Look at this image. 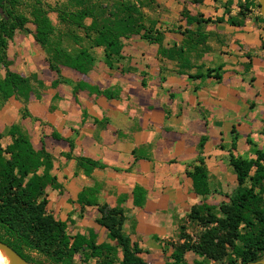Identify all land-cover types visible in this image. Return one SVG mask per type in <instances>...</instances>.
Returning a JSON list of instances; mask_svg holds the SVG:
<instances>
[{
  "label": "crops",
  "instance_id": "obj_1",
  "mask_svg": "<svg viewBox=\"0 0 264 264\" xmlns=\"http://www.w3.org/2000/svg\"><path fill=\"white\" fill-rule=\"evenodd\" d=\"M138 1L161 43L123 38L112 68L102 47L89 50L87 72L60 66L57 75L42 49H17L27 67L8 57L12 71L41 84L26 102L11 97L0 104V133L16 124L34 149L50 154L55 186L46 188L47 209L67 223V233L93 231L97 243L115 246L96 223L97 206L77 202L93 188L98 204L122 209L123 230L147 264H165L162 243L175 237L191 208H218L235 188L229 155L250 159L253 149L264 151V22L254 9L239 17V0ZM200 17L213 21L198 24ZM207 69H220V79L191 77ZM195 166L203 167L205 192ZM136 188L141 205L133 202Z\"/></svg>",
  "mask_w": 264,
  "mask_h": 264
},
{
  "label": "trees",
  "instance_id": "obj_2",
  "mask_svg": "<svg viewBox=\"0 0 264 264\" xmlns=\"http://www.w3.org/2000/svg\"><path fill=\"white\" fill-rule=\"evenodd\" d=\"M239 1L243 2L238 5L237 15L241 18L253 5L259 9L257 0ZM142 7V1L138 0L111 3L101 0H56L54 3L0 0V66L4 69L0 77V104L11 97L26 102L30 94L36 92V85L41 84L34 75L23 77L10 69L6 47L16 30L32 34L45 52L50 70L57 75L60 66L87 72L92 61L89 50L94 47L103 48L104 62L112 68L121 57L123 38L138 35L149 43H161V31L155 28L153 21H146ZM50 12L56 14V24L50 19ZM181 15L190 22L187 10H182ZM258 19L264 22L262 16L258 15ZM211 21V18L195 19L198 24ZM221 21L222 18L216 19V22ZM227 22L234 26L240 24L233 17H228ZM29 23L34 26L33 30L27 27ZM184 34L190 35L187 29ZM219 70L207 69L191 77L213 76L219 80ZM57 82L55 79L52 86ZM5 135L10 141L5 146L0 142L1 241L34 264H38L32 257L34 253L50 264H147L141 256L143 249L123 230L122 209L98 204L93 188L83 189L77 202L97 206L101 216L96 223L108 231L115 246L97 243L93 231L67 233V223L56 219L47 209L46 188L55 186V178L50 174V154L44 149H34L26 133L16 124H11ZM2 137L0 133V139ZM252 153L255 158L229 155V164L236 175L235 191L218 208L205 203L191 208L178 227L179 243H173V239L162 243L163 252L171 249L165 264H188L185 258L188 252L201 259H194L193 264H208L224 258L227 264H246L264 258V151L253 149ZM79 160L89 166L96 164L86 158ZM194 169L195 183L205 192L203 167L195 166ZM133 197L135 205L142 204L144 197L139 188L133 191ZM187 221L203 227L197 241L191 242L184 233Z\"/></svg>",
  "mask_w": 264,
  "mask_h": 264
},
{
  "label": "rangeland",
  "instance_id": "obj_3",
  "mask_svg": "<svg viewBox=\"0 0 264 264\" xmlns=\"http://www.w3.org/2000/svg\"><path fill=\"white\" fill-rule=\"evenodd\" d=\"M45 1H47L49 3H54L56 0H45ZM241 3L243 4V2H241ZM253 9L257 10L259 12V9L257 7H255V5H253L252 7H250V12L249 13H251ZM161 12L164 13L163 10H161ZM50 17H51L52 21L55 23L56 22V14L50 13ZM0 18H2L1 11H0ZM27 27L30 30H32L34 28V26L31 23L27 24ZM185 46H188V43L186 41H185ZM17 49H24V50L30 49V50H32V49H41V48L34 41L33 36H32L31 33L23 32V31H20V30H16L13 38L12 39H8V41H7V47H6V52L8 53L7 54L8 55L7 58L9 57L12 60V62L14 60L17 61L18 64L21 65V67H27L26 65L28 63V60L26 58H24V56L20 57L18 52H17ZM179 49H182V48H179ZM184 49H188V48L184 47ZM13 58H14V60H13ZM3 75H4V69L0 66V77H3ZM9 141H10V138L3 133V137L0 139L1 144L3 146H5ZM236 187H237V184L235 185L234 189L232 188L233 190L231 189L232 191L230 192V195L235 191ZM202 231H203V227H201L197 223L190 222V221L188 222L187 221L184 224V233L189 237V240L191 242L197 241V237H198L199 233H201ZM172 241H173V243H179V239H178L177 235L173 238ZM180 241L182 242L183 240H180ZM167 252L170 254L171 249H168ZM169 254H167L165 256V260L169 256ZM32 257H35L33 259L35 261H37L38 264H50L43 257L37 256L36 253H34ZM185 258H186V262L188 264H193L194 259L201 260L200 258L195 256V254L192 253V252H188L186 254ZM161 264H164V263H161ZM208 264H227V262H226V258H224L222 261H217V262L211 261Z\"/></svg>",
  "mask_w": 264,
  "mask_h": 264
},
{
  "label": "water",
  "instance_id": "obj_4",
  "mask_svg": "<svg viewBox=\"0 0 264 264\" xmlns=\"http://www.w3.org/2000/svg\"><path fill=\"white\" fill-rule=\"evenodd\" d=\"M259 4V15L264 18V0H257ZM0 251L6 257L8 264H33L26 261L12 247L0 240ZM246 264H264V258Z\"/></svg>",
  "mask_w": 264,
  "mask_h": 264
},
{
  "label": "bare ground",
  "instance_id": "obj_5",
  "mask_svg": "<svg viewBox=\"0 0 264 264\" xmlns=\"http://www.w3.org/2000/svg\"><path fill=\"white\" fill-rule=\"evenodd\" d=\"M0 264H8L6 257L0 251Z\"/></svg>",
  "mask_w": 264,
  "mask_h": 264
}]
</instances>
